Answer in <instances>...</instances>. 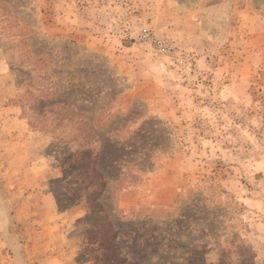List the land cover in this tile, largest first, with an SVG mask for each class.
<instances>
[{"label": "rangeland", "instance_id": "374dc122", "mask_svg": "<svg viewBox=\"0 0 264 264\" xmlns=\"http://www.w3.org/2000/svg\"><path fill=\"white\" fill-rule=\"evenodd\" d=\"M144 33L170 43L172 54ZM30 49L71 59L74 67L65 61L59 74L77 78L86 98L90 80L96 92L112 86L110 74L120 78L126 90L117 100L102 96L87 114L102 119L137 102V118L113 133L132 135L131 151L141 143L133 130L145 122L160 121L170 133L164 143L149 138V146L161 144L155 170L113 192L120 191L114 204L124 213L135 209L127 217L137 219L122 217L125 224L157 241L167 232L183 235L187 248L176 256L184 264H264V0H0V264H102L107 214H91L95 177L87 165L97 149L78 146L86 133L79 136L72 120L81 113L61 103L72 104L80 91L49 70L30 72ZM96 67L103 69L94 79ZM122 122L111 124L118 131ZM96 133L110 135L107 127L89 129V142ZM85 149L94 152L83 157ZM151 175L167 187L165 196L173 190L172 204L128 206L126 199L123 208V192ZM162 206H179L188 221Z\"/></svg>", "mask_w": 264, "mask_h": 264}, {"label": "trees", "instance_id": "16d2710c", "mask_svg": "<svg viewBox=\"0 0 264 264\" xmlns=\"http://www.w3.org/2000/svg\"><path fill=\"white\" fill-rule=\"evenodd\" d=\"M31 38H34L33 34ZM49 42L50 40L46 41L47 44ZM18 44L19 42L16 44V54L18 55L17 59L21 60V50L18 49ZM37 44L43 46L42 43ZM67 46L68 45H65V47ZM29 51L31 54L29 56L30 60L28 63L29 65H32L30 72H32V70L34 73L42 71V73L45 74V72L49 70L51 75L55 77L58 83L62 84V79L65 77L66 80H68L70 83H73L72 86L74 88H78L80 91L78 94V99H76V101H74L72 104H70L68 101L66 102L68 99H66L65 102L61 101V103L67 110L71 108L72 110H77L81 113V115L78 116V121L72 120L76 131L81 132L78 134L79 136H81L82 133H86L85 136L80 137L79 141L82 143L76 142L78 146L80 148H82V146H91L97 149L93 158H88V161L90 162H87V165H91V171L94 173L95 177L93 181L95 190L91 194L94 196L93 203L90 205L91 214H97V211L99 212L100 210V212H102L101 208H106L105 213L107 214L106 224L108 225V230L106 231L100 229V234H102L101 239L104 245L102 247V254L106 259V261L102 264H184V259L180 262L184 255L181 254L176 256L178 250L187 248L186 243L179 240V238L183 237V235L175 236V234L170 235L169 232H167L164 234L162 239L158 241L154 235H138V230L132 228L133 223L125 224L124 221H122L123 218L128 220L137 219L136 217H133V214L127 217V215L133 212L135 209H131L129 213L126 214L121 209H119L116 201L114 204L115 194H118L120 191L115 193L113 198V192L115 190H122L124 188L131 187L138 182V176H142L145 173L155 170L154 164L152 162V156L158 150V147H161V144L157 143L149 146V138L151 141L162 139L163 143L164 141H169L170 133L166 131L167 128H165L163 123L160 121L151 124L146 128L143 127L148 124L147 122H145L143 125L141 124L139 129L135 128V130H133L134 134L141 136V143L137 147V152L136 150L131 151V148H134L132 145L137 143L136 141L133 142L131 139L132 135L126 137L123 136L124 138L118 137L117 139L113 136V133L125 131L126 128L133 123L132 118H137L136 116L138 115L135 113V111L139 108V106L134 109L135 105H137V102H132V104L126 110L118 108L111 115L105 114V117H102V119L96 118V116H93L92 114H87L89 110H92L96 107V101L102 96L109 100L108 102H114L117 100L119 94L126 90L125 87H122L120 84H118V80L120 78L110 74V79L113 83L112 86L99 88L96 92H93L90 80L85 86L90 89L91 96L86 98L88 97V93L84 87L77 84V78L70 76L72 75L70 72H67L66 76L65 74H59L62 68L58 69L57 67L65 61L66 67H71V59L57 60V58L60 56L59 53H56L53 58V55L37 52L35 53V51L31 49ZM38 65H41V67H37ZM102 69L103 68L100 67L95 68L93 72L94 79L97 77L98 72H101ZM72 73H75V71ZM35 76H37V78H41L39 74L33 75V77ZM34 89L37 91L39 90V88L33 85V90ZM66 91V89H63L61 86H59V90L57 92L63 98V92ZM85 91L86 94H84ZM82 114H84L86 117L83 118ZM98 114L99 112L96 115ZM100 114H103V112ZM116 118L120 119V121L123 120V122L120 124L122 126H119L118 131H116V129H114L111 124ZM105 127H107L106 134H110L111 136L109 135L107 139V136L99 138V135L96 133V139L92 140V142H89L90 139L87 137V132L89 133V129L91 132H94L97 129ZM163 149L164 148H161L159 152L167 153V148L165 150ZM99 150L100 153L98 154ZM102 150H107V152H103V155L100 156ZM108 151H110L111 154H109ZM93 152L94 149H85L81 152V155L85 157L86 154L90 155ZM116 152L121 153L116 154ZM80 160H84V158L81 157ZM128 175L131 177H127ZM162 207L171 215V217L175 216L176 219H179L180 221L184 220L185 223L188 221L187 215L181 213L182 210L179 208V206H175V209L172 210L165 206ZM140 208L152 210L155 207L141 206ZM95 209L97 211H95ZM174 211H177V213L180 212L181 214H173ZM202 211L203 209L199 208V210L193 212V215H195V221L200 222L203 220L202 217H200V214H203ZM118 212L121 214L120 216ZM217 216L222 217L219 215ZM206 220L207 218L204 219V221ZM172 222L173 221L170 218L168 221L160 224H171ZM101 226L103 227V225ZM123 226L125 228L121 230V227ZM175 229L176 227H172L169 228L168 231ZM182 232L183 231L180 233ZM204 236H206V234ZM123 238H126V241L122 240ZM163 248L165 250H162ZM192 252H196V250H193ZM131 253L134 254V258H131ZM122 254H126V256L121 258ZM140 254L144 256H140Z\"/></svg>", "mask_w": 264, "mask_h": 264}, {"label": "crops", "instance_id": "0c3cea01", "mask_svg": "<svg viewBox=\"0 0 264 264\" xmlns=\"http://www.w3.org/2000/svg\"><path fill=\"white\" fill-rule=\"evenodd\" d=\"M157 179V175H151L146 178L141 188L123 192L120 200L121 206L123 208H126L128 206H133L142 203H162L164 205H171L173 202L172 198L174 196L173 190L172 193L170 192L168 196H165L163 192L167 187H162L161 183H159ZM151 193H153V195H151ZM155 195H158L159 198H155ZM126 199L130 201V205L128 206L122 204L124 201H127Z\"/></svg>", "mask_w": 264, "mask_h": 264}, {"label": "built area", "instance_id": "2783aa9c", "mask_svg": "<svg viewBox=\"0 0 264 264\" xmlns=\"http://www.w3.org/2000/svg\"><path fill=\"white\" fill-rule=\"evenodd\" d=\"M142 37L144 38V40H149L151 43H153V45L157 48L158 51L163 52L165 54H172L173 46L167 41L155 37L151 39L149 33H144Z\"/></svg>", "mask_w": 264, "mask_h": 264}]
</instances>
